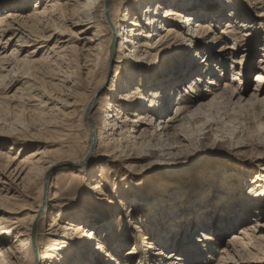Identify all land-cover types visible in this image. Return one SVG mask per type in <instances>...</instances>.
<instances>
[{
    "label": "bare ground",
    "instance_id": "1",
    "mask_svg": "<svg viewBox=\"0 0 264 264\" xmlns=\"http://www.w3.org/2000/svg\"><path fill=\"white\" fill-rule=\"evenodd\" d=\"M263 2L0 0V112L43 123L33 133L0 118V264H211L217 246L214 264H264V44L260 65L244 64ZM241 72L253 73L252 90ZM238 116L259 119L263 134L254 155L238 147L256 167L238 204L226 215L205 207L214 215L195 226L145 216L132 165L151 149L184 151L206 131L243 143ZM64 172L88 177L86 190L66 174L74 187L64 186ZM71 195L106 207L119 227L74 208ZM133 232L143 248L123 252Z\"/></svg>",
    "mask_w": 264,
    "mask_h": 264
},
{
    "label": "rangeland",
    "instance_id": "2",
    "mask_svg": "<svg viewBox=\"0 0 264 264\" xmlns=\"http://www.w3.org/2000/svg\"><path fill=\"white\" fill-rule=\"evenodd\" d=\"M243 9L247 11V9ZM256 10L253 16L259 13V9ZM248 11L250 15L251 11ZM259 25V21L255 20V27L257 28L258 34L255 36L256 41L252 45L253 55L251 54L249 57H247V59H245V65L248 62L255 66L260 65L259 59L261 54L258 52V49L261 45L264 44V29H262L263 25ZM223 26L224 24L217 26V30L215 32L220 31ZM221 45L218 44L217 49ZM173 53L174 52H172V54ZM228 66L229 62L226 61L225 68ZM241 75L242 81L246 82V84H249V89L252 90V88H254V84H252L250 80L253 73L241 72ZM231 76V73L228 71L227 78H230ZM225 80L226 78L222 79L221 81L223 82ZM182 89L184 88H181V92ZM197 90L196 91H200V93L203 91L202 88H197ZM191 95L192 94L189 95L187 93L183 94V96H185L186 98H191ZM257 108L261 109L260 107ZM11 111L12 110L4 109V113L0 112V118L2 119V121L5 120L7 124L10 123L9 125L22 127L23 129L30 130L33 133L40 132L42 130L43 123L36 115L30 114V112L28 111H25L27 113H18L15 111ZM239 119H237L235 123H238L237 121L242 123V126L240 124L236 125V127H240L242 129L240 133V141H243V143L235 144V141L228 135L206 131L203 133V135H199L198 138H196L194 144H192L191 147L187 148L184 151H171L162 153L159 150L151 149L154 151L146 152L148 153L146 160L140 161L139 163L135 162L132 165V172L141 173L142 175L141 180L140 177L137 178L139 182H142L141 185H138L139 193H141L142 197L144 198L141 199H143V202L146 203L148 207H151L148 212H145V216H148L151 212L154 214V218L157 222L162 221L168 224H171L170 219H172L173 222H181L185 219H189L190 222L194 223L193 226H195V222L193 220L196 216L198 217H196L197 220H201L199 219L200 217L208 218L214 215H212L211 212L205 210V207L213 208V211L217 212L216 215H218L219 211L224 210L223 215H226L228 214L232 206L238 204L237 201H234L235 197H237L243 189V193L247 192L248 182L253 177L254 170H256V167H254V163L248 158L249 155L247 156L246 154H243L241 150L238 149V147L245 145L244 150L247 151L248 154L251 153L254 155V153L258 150L256 146L260 144L259 139L263 136V134L258 132L257 130L258 128L256 120L259 119L253 121V119H250L248 117L245 118V116H241L239 117ZM259 121L261 123H264V118L263 120L260 119ZM29 149L31 150L32 148H28V150ZM261 149L259 148L260 152ZM261 156L262 158H264V153H262ZM100 164L103 167L102 169H104L103 171H106L107 164H105L104 161H100ZM115 170L119 171V168L116 167ZM95 172L98 173V171ZM107 172L110 171L107 170ZM62 174V177L66 178L64 186L66 185V187L71 188V186H73V183L69 182H72L73 179L75 184V187H73L76 189V192L77 190H79L82 194L83 191L86 190V185H88L89 181L88 177H84V175L79 174L77 175V177H74L75 175H71L67 172H64ZM65 174L68 178H73L67 180L68 178L65 176ZM122 175L124 177L129 176V174H127L126 172H122ZM103 182L104 183H101V185L103 184V189L106 190L109 199L115 202V208L118 207L117 210L123 209L124 204L121 203L122 200L121 198H119V194L116 193L112 188L113 182L107 180H104ZM106 184H108L109 187ZM70 197V203L71 205L74 204V208L79 207L78 210H80L81 208H85V211L89 213L95 212L98 217L101 218L102 223L107 221H116V225L120 223L118 216L116 217V215L113 216V214H109L106 207H100L96 204H86V199H82L81 195H71ZM188 202L191 204H189ZM201 222L202 221H200L199 223ZM135 223L137 222L135 221ZM144 224L146 223L141 224L140 235H147L149 232L147 231V225ZM130 225H133V223L131 222ZM117 227H119V225L116 226V228ZM232 233L233 232L230 231L228 234L223 235V239H230ZM128 239L129 241L127 247L125 248L126 250L124 249L123 252L130 251L134 247L137 250H141L143 248L141 246L142 241L139 237V234H137L136 232L130 233ZM220 247L221 246L216 247L213 253V260L211 261V264H214L215 260L218 259L219 254L217 252L219 251ZM132 256L135 257L134 259L136 260L138 257L141 258V256L143 255ZM145 262L149 263L148 261Z\"/></svg>",
    "mask_w": 264,
    "mask_h": 264
}]
</instances>
